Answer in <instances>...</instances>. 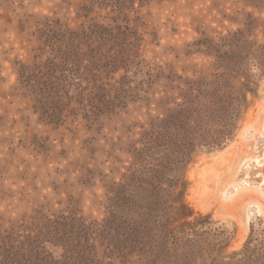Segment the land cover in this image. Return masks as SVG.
Masks as SVG:
<instances>
[{
  "label": "rangeland",
  "instance_id": "rangeland-1",
  "mask_svg": "<svg viewBox=\"0 0 264 264\" xmlns=\"http://www.w3.org/2000/svg\"><path fill=\"white\" fill-rule=\"evenodd\" d=\"M209 102L232 135L192 153L170 233L122 258L118 195L148 197L159 134ZM39 253L264 264V0H0V264Z\"/></svg>",
  "mask_w": 264,
  "mask_h": 264
},
{
  "label": "trees",
  "instance_id": "trees-1",
  "mask_svg": "<svg viewBox=\"0 0 264 264\" xmlns=\"http://www.w3.org/2000/svg\"><path fill=\"white\" fill-rule=\"evenodd\" d=\"M221 103H224V101L217 99L216 105L218 107H222ZM215 111L216 107L209 102L206 107L203 106V108L195 110V114L191 115V117L178 121L176 128L172 132L165 130V132L159 134L162 140L171 145V147L169 149L164 147L165 151L161 153L163 155L159 161L160 169H155L157 177L151 175L152 173L148 169L144 173L146 178L141 177L139 179L138 188L144 190L148 197H140L138 193L128 189L121 191L118 195L117 211L113 214L115 215L113 217L117 218V224L113 231L115 230L120 234L118 242L123 248L120 249L115 246L116 250L114 252L122 258L127 251L129 242L132 243L131 247L140 245L147 249L146 246L148 247V244L145 246L143 241L149 238L152 239L151 231H153V239L157 244L160 243L164 234L170 233L172 217L169 215L168 208L174 209L175 207L172 205L176 204L178 207L185 209L182 201L187 189L185 165L189 162L192 153L198 146L220 148L232 135L234 116L229 115V112L221 114L218 110ZM169 172H172V174H169ZM136 180L138 181V179ZM160 180L165 181V186L171 189L170 195L165 192L163 186H161L163 181ZM175 193L178 195L176 199H170L171 197L169 198V196H174ZM166 195L170 200L164 203L166 198L164 200L160 199ZM162 234L163 236H161ZM66 242L70 243V239L64 240V243ZM32 246H35V244L29 247L27 254L32 253L30 251ZM65 259L66 257L64 260L52 259L41 253L38 254V258L29 260L27 258V260L24 259L22 261H17L10 257L11 264H13L12 262L14 264H74L73 259L70 261Z\"/></svg>",
  "mask_w": 264,
  "mask_h": 264
}]
</instances>
